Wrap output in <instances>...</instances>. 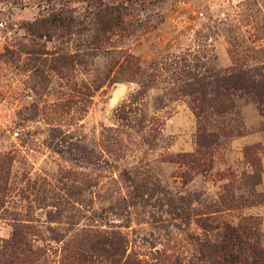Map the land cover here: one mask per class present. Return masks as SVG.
I'll return each instance as SVG.
<instances>
[{
	"label": "rangeland",
	"instance_id": "1",
	"mask_svg": "<svg viewBox=\"0 0 264 264\" xmlns=\"http://www.w3.org/2000/svg\"><path fill=\"white\" fill-rule=\"evenodd\" d=\"M0 264H264V0H0Z\"/></svg>",
	"mask_w": 264,
	"mask_h": 264
}]
</instances>
